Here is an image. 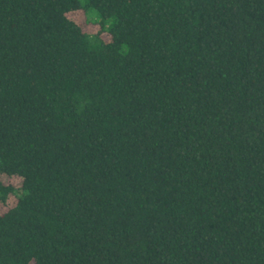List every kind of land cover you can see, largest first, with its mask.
<instances>
[{
  "label": "trees",
  "instance_id": "trees-1",
  "mask_svg": "<svg viewBox=\"0 0 264 264\" xmlns=\"http://www.w3.org/2000/svg\"><path fill=\"white\" fill-rule=\"evenodd\" d=\"M0 264H264V0H0Z\"/></svg>",
  "mask_w": 264,
  "mask_h": 264
},
{
  "label": "rangeland",
  "instance_id": "rangeland-1",
  "mask_svg": "<svg viewBox=\"0 0 264 264\" xmlns=\"http://www.w3.org/2000/svg\"><path fill=\"white\" fill-rule=\"evenodd\" d=\"M86 13H87V17L90 21H95V20L100 19L98 13L92 8H88ZM110 23H111V19H109L108 21L105 22V27H109Z\"/></svg>",
  "mask_w": 264,
  "mask_h": 264
}]
</instances>
